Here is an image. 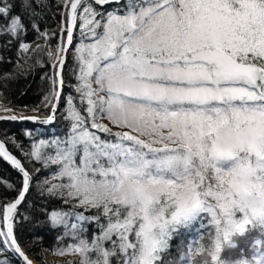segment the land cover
Wrapping results in <instances>:
<instances>
[{
	"label": "snow or ice",
	"instance_id": "1",
	"mask_svg": "<svg viewBox=\"0 0 264 264\" xmlns=\"http://www.w3.org/2000/svg\"><path fill=\"white\" fill-rule=\"evenodd\" d=\"M62 2L66 37L54 55L49 52L55 77L51 99L45 96L53 115L39 122H54L64 54L78 20L73 87L81 103L86 101L87 119L69 94L70 131L50 142L54 155L41 151L45 140L25 155L45 170L59 166L52 175L66 182L51 184L46 178L48 193L96 210L91 216L76 214L75 243L67 251L79 253L80 264H112L118 252L123 264H157L173 234L196 221L204 229L206 215L216 235L211 261L225 264L222 241L243 234L245 225L264 224V0H125L112 10H98L88 0ZM112 2L94 0L100 6ZM10 8L0 6V16L7 18ZM32 28L47 35L35 23ZM24 31L22 18L11 16L0 35L20 39ZM20 48L27 51L28 45ZM0 112L8 113L0 120H37L17 116L7 103H0ZM101 120L127 131L113 133ZM0 156L23 177L18 197L2 209L7 232L0 237L33 264L11 222L32 176L2 142ZM68 215L52 211L49 220L67 228ZM93 221L100 232L89 242L83 234ZM192 251L189 245L188 256H181L186 264H193ZM253 261L264 264V254Z\"/></svg>",
	"mask_w": 264,
	"mask_h": 264
},
{
	"label": "trees",
	"instance_id": "2",
	"mask_svg": "<svg viewBox=\"0 0 264 264\" xmlns=\"http://www.w3.org/2000/svg\"><path fill=\"white\" fill-rule=\"evenodd\" d=\"M98 10L103 8L112 10L121 7L125 0H119L110 5H95L94 1L88 0ZM30 6H25V0H0V6L10 5L8 17L0 16V28L8 23L11 16L22 18L25 31L20 39L9 35H0V92L2 103H7L11 108H23L33 110L41 107L40 112L49 115L51 105L45 101V96H49L52 88V80L55 77L53 69V60L49 55L54 47L61 41V36L66 33L59 30L64 23L65 9L62 0H28ZM35 23L40 33H47L43 41L40 38L43 35L37 33L32 24ZM81 42L80 22H77L75 29L73 46L67 52L65 65L62 71L64 86L62 94L57 103V112L53 124H42L29 120L9 122L0 121V138L4 141L6 147L15 154L24 164L26 170L32 175L30 190L21 202L14 220V234L18 243L25 247L26 253L34 257L39 263L44 262V253L49 251L54 255H61V252L69 254L68 245L74 244L71 238L72 224L78 223L77 213H83L86 216L96 214V210H85L82 207H76L77 201L69 200L65 203V197L52 196L46 191L49 184L43 181L47 178L51 184L66 182L52 175L58 165H49L47 170L42 164L30 155L34 146L39 144L40 140L47 143L41 147L43 153H55V146L50 142L53 140H62L70 131L71 120L67 116L66 98L69 94L74 97L73 103L77 106L81 115L87 119L85 111L86 101L82 104L79 94L74 91V85L78 83L76 74L78 67L75 63V46ZM85 43L90 42L85 40ZM21 43L28 46L35 43L30 50L24 51L20 48ZM6 74H10L7 75ZM6 77V78H5ZM49 99L51 97L49 96ZM101 122V121H100ZM102 123V122H101ZM92 131H96L93 129ZM121 130H112L117 132ZM122 132V131H121ZM102 138L115 139L107 137L104 133H98ZM22 185V176L14 170L6 161L0 157V228L2 224V209L5 203L14 198L20 191ZM52 211L67 212L69 215L65 219L67 228L64 224L54 225L49 220V214ZM237 213L236 218H241ZM210 218L204 216L203 222L205 228L201 229L200 221L193 222L188 227H180L177 233L173 234L169 241V248L161 253V260L157 264H167L172 261L173 264H186L181 260V256H188V246L193 239H197L201 244V253L193 259L194 264H214L211 261V252L214 250V241L216 239L215 226L208 223ZM101 223L104 218L101 217ZM87 231L83 234L89 242L94 235H99L100 229L96 222L86 223ZM243 234H233L231 241H222L220 258L227 264L229 261L253 260V257H259L264 254V224L245 225ZM201 237H203L201 239ZM115 240L116 237L113 236ZM132 239V237H130ZM234 247H230L229 244ZM111 242H105V247L110 248ZM64 255V254H63ZM120 253H117V257ZM111 257L112 264H123L122 259ZM82 260L79 253L74 258L53 264H78ZM0 264H25L18 256L10 251H6L0 240ZM219 264V262H215Z\"/></svg>",
	"mask_w": 264,
	"mask_h": 264
},
{
	"label": "rangeland",
	"instance_id": "3",
	"mask_svg": "<svg viewBox=\"0 0 264 264\" xmlns=\"http://www.w3.org/2000/svg\"><path fill=\"white\" fill-rule=\"evenodd\" d=\"M64 28V26L61 24L60 25V28L59 30L62 31V29ZM45 38V36L43 35L41 38H40V41H43ZM61 43V41H60ZM35 43L31 44L30 46H28V49L27 50H30L34 47ZM59 46H61V44L59 45V43L57 44V46L55 48H58ZM53 51V50H52ZM75 54V53H73ZM53 60V59H52ZM0 96H1V103H2V95H1V92H0ZM57 106V104H56ZM42 107V106H41ZM41 107H36L35 109L33 110H26V109H23V108H13L14 110V113L15 114H34L35 112L36 113H40L41 115H44V116H47L43 113L40 112V108ZM37 109H39V112L37 111ZM102 123L108 125L112 130H121V131H127V129H121V128H117L116 126L114 125H111L109 121L107 120H101ZM166 132V130H165ZM30 173V172H29ZM31 175V173H30ZM32 176V175H31ZM13 199V198H12ZM11 199V200H12ZM10 200V201H11ZM6 204V203H5ZM19 208V207H18ZM18 210V209H17ZM0 231H4L3 228H0ZM4 238V237H3ZM4 240V239H3ZM2 244H3V247L5 249V245L2 241ZM189 245H192L193 246V251L191 253V257H192V261L193 259L197 256V254L201 253V244L198 242L197 239H193L192 242L189 244ZM188 254H189V246H188ZM28 255H30L29 253H27ZM77 255V253H69V254H64V255H54V254H51L49 251H45L44 253V262L46 264H53V263H56V262H60V261H64L66 259H71V258H74L75 256ZM32 257V256H31ZM34 258V257H33ZM35 259V258H34ZM41 264V263H40ZM78 264H80V262H78ZM194 264V262H193Z\"/></svg>",
	"mask_w": 264,
	"mask_h": 264
},
{
	"label": "water",
	"instance_id": "4",
	"mask_svg": "<svg viewBox=\"0 0 264 264\" xmlns=\"http://www.w3.org/2000/svg\"><path fill=\"white\" fill-rule=\"evenodd\" d=\"M92 1H94V0H92ZM115 2H117V0H113V2L111 3V4H113V3H115ZM107 5H110V4H107ZM74 34H75V29H74V31H73V36H74ZM65 37H66V34H65ZM61 43L59 42V45H60ZM64 44H65V46H67L66 45V40L64 41ZM73 46V45H72ZM72 46H67L68 48H69V50L72 48ZM54 50H55V47L53 48V51H52V53H53V55H54ZM66 54L67 53H65L64 55H65V59H66ZM61 75H62V73H61ZM56 108H57V106H56ZM37 111L39 112V109H37ZM57 112V111H56ZM8 113H3L2 115H7ZM2 115H0V116H2ZM17 116H36L37 117V120L36 121H33V120H29V121H32V122H39V121H41V120H43V119H45V117L46 116H44V115H41L40 113H34V114H16ZM49 115H53V113L52 112H50V114ZM49 115H47V116H49ZM55 115H56V113H55ZM54 119H55V117H54ZM23 120H28V119H18V120H16V121H23ZM0 121H9V122H16V121H12V120H6V119H2V120H0ZM0 142H2V143H4V141L0 138ZM5 144V143H4ZM5 149H6V151L10 154V155H12L13 157H15L16 159H18L20 162H21V165L25 168V166H24V164L22 163V161L15 155V154H13L7 147H6V145H5ZM4 161H6L14 170H16L18 173H20V171L17 169V168H15L9 161H7V160H5L4 158H3V156H0ZM26 169V168H25ZM28 171V170H27ZM21 174V173H20ZM21 176H22V174H21ZM22 180H23V177H22ZM21 188H22V185H21ZM21 190V189H20ZM18 197V194L11 200V201H9V202H7L6 204H8V203H11V202H14V200L16 199ZM6 204H4V206L6 205ZM3 206V207H4ZM18 207H19V205L17 206V209H18ZM17 209H16V212H17ZM16 212L14 213V215H13V220L11 221L12 222V224H13V222H14V218H15V215H16ZM3 222H4V228H5V233L7 232V222H5L4 220H3ZM13 233H14V231H13ZM14 236H15V234H14ZM16 238V237H15ZM0 239L3 241V237H0ZM17 240V239H16ZM18 242V241H17ZM19 244V243H18ZM20 245V244H19ZM21 246V245H20ZM5 249L6 250H8V251H10L11 253H14L16 256H18L19 258H20V260L22 261V262H24L25 264H27V262L26 261H24V259L22 258V257H20L19 256V254L18 253H16L15 251H14V249L13 248H9L7 245H5ZM21 249H22V251L28 256V258L33 262V264H40L36 259H34L33 257H31L30 255H28L27 253H26V251H25V248H24V246H21Z\"/></svg>",
	"mask_w": 264,
	"mask_h": 264
},
{
	"label": "clouds",
	"instance_id": "5",
	"mask_svg": "<svg viewBox=\"0 0 264 264\" xmlns=\"http://www.w3.org/2000/svg\"><path fill=\"white\" fill-rule=\"evenodd\" d=\"M258 219H259V217H258ZM227 264H254V261L253 260H251V261H249V260H238V261H229V262H227Z\"/></svg>",
	"mask_w": 264,
	"mask_h": 264
},
{
	"label": "bare ground",
	"instance_id": "6",
	"mask_svg": "<svg viewBox=\"0 0 264 264\" xmlns=\"http://www.w3.org/2000/svg\"><path fill=\"white\" fill-rule=\"evenodd\" d=\"M56 50H57V48H55V50H54V54H55V52H56ZM67 55V54H66ZM0 103H1V96H0ZM3 114V112H0V115H2ZM17 213V212H16ZM16 216V215H15ZM14 220H15V218H14ZM2 224H3V232H5V228H4V222H3V217H2ZM13 231H14V222H13ZM1 240V239H0ZM1 242H2V240H1ZM22 246V245H21ZM25 248V247H24ZM6 250V249H5ZM6 251H8V250H6ZM26 251V250H25Z\"/></svg>",
	"mask_w": 264,
	"mask_h": 264
}]
</instances>
